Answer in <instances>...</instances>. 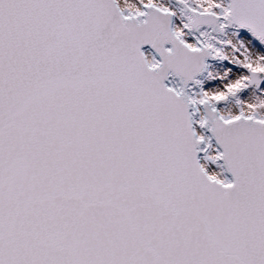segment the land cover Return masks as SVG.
<instances>
[{"label": "snow or ice", "instance_id": "6c2138e0", "mask_svg": "<svg viewBox=\"0 0 264 264\" xmlns=\"http://www.w3.org/2000/svg\"><path fill=\"white\" fill-rule=\"evenodd\" d=\"M229 29L264 44V0H0V264H264V56Z\"/></svg>", "mask_w": 264, "mask_h": 264}, {"label": "rangeland", "instance_id": "374dc122", "mask_svg": "<svg viewBox=\"0 0 264 264\" xmlns=\"http://www.w3.org/2000/svg\"><path fill=\"white\" fill-rule=\"evenodd\" d=\"M166 3L171 4L174 6L170 0H165ZM179 18V15H178ZM176 22V21H175ZM179 22V19H177V22ZM233 33H236V35H233ZM232 39L233 41L240 40L242 39L246 46L249 47L250 52L253 55H262L264 56V47L261 45H258L254 42H251L247 40L246 35L239 33V32H227L224 40ZM226 51H230L229 49H226ZM232 68H235L236 65H232ZM228 71V62L227 61H217L216 63L212 64L209 69L208 73L205 76V78L202 80V83L204 85V90L207 91L210 87H216L217 86V81L214 79L217 75L223 74V72ZM209 72L212 73V76H209ZM200 89L196 90L195 92H199ZM253 90H249V94L252 93ZM205 161L203 160V157L201 159V163H204ZM210 171H216L219 172L218 169L214 165H210Z\"/></svg>", "mask_w": 264, "mask_h": 264}, {"label": "water", "instance_id": "95a60500", "mask_svg": "<svg viewBox=\"0 0 264 264\" xmlns=\"http://www.w3.org/2000/svg\"><path fill=\"white\" fill-rule=\"evenodd\" d=\"M170 2L175 6V0H170ZM179 15H180V14H179ZM174 22H175V21H174ZM227 32H239V33H242V34L246 35L247 40H249V41H251V42H254V43H256V44L261 45V46L264 47V44H260V42L257 41L254 37H252L251 34H250L249 32H247L246 30H242V29H229ZM225 36H226V34L223 35V36H221L220 39H223V40H224ZM142 51L145 53V55H146L149 59H151L152 57H155L157 60L160 59V57L154 52L153 49H151L150 46H147V45L144 46V47L142 48ZM216 62H217V61H215V60H208V61H206V63L209 65V67H210L212 64L216 63ZM208 69H209V68H208ZM207 73H208V71H206L204 74H202L200 77H198V79H200V80L202 81V80L205 78V76L207 75ZM165 84H166L167 86H169V87H177V86H179V81L176 80V79H173L172 77H169V79H168L167 81H165ZM198 89H199V88H193V91H196V90H198ZM199 118H200V115H199V114H197V115L194 117V119H196V120H198ZM197 131H198V132H202L203 134L208 135V136L211 135V134L208 133L206 130H201V129L197 128ZM212 143H213V146H214V147H218V146L215 145V141H214V139H213ZM202 157H203V156L201 155V159H202ZM217 169H218V171H220L219 168H217ZM225 176H226L229 180H231V176H230V174H228V173L225 172Z\"/></svg>", "mask_w": 264, "mask_h": 264}, {"label": "bare ground", "instance_id": "6f19581e", "mask_svg": "<svg viewBox=\"0 0 264 264\" xmlns=\"http://www.w3.org/2000/svg\"><path fill=\"white\" fill-rule=\"evenodd\" d=\"M178 15H179V13H178ZM176 22H177V20H176ZM227 34V33H226Z\"/></svg>", "mask_w": 264, "mask_h": 264}, {"label": "clouds", "instance_id": "9594fccd", "mask_svg": "<svg viewBox=\"0 0 264 264\" xmlns=\"http://www.w3.org/2000/svg\"><path fill=\"white\" fill-rule=\"evenodd\" d=\"M229 55H231V53H229Z\"/></svg>", "mask_w": 264, "mask_h": 264}]
</instances>
